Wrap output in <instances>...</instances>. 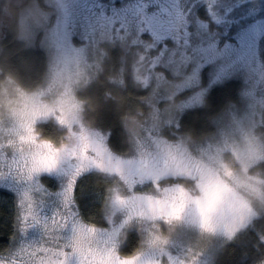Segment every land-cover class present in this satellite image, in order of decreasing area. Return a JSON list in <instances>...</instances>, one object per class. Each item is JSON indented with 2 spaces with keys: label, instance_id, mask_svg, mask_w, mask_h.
<instances>
[{
  "label": "rangeland",
  "instance_id": "1",
  "mask_svg": "<svg viewBox=\"0 0 264 264\" xmlns=\"http://www.w3.org/2000/svg\"><path fill=\"white\" fill-rule=\"evenodd\" d=\"M139 3L140 0H32L19 12L18 37L27 47L44 53L46 72L42 83L33 90L16 86V99L9 101L10 107L0 103V157L7 153L12 159H6L5 163L14 160L13 167L19 166L27 172L35 149L24 145V151H20L19 137L24 134L21 125L33 118L34 110L44 105L54 107L59 99L66 98L69 86L70 96L83 107L77 93L96 79L107 46L118 45L126 54L121 59L117 83L121 91L124 90L121 87L124 82L130 91H136V94L131 93L139 105L134 113L120 118L125 146L116 149L109 141L110 131L94 119L84 117L82 107L79 112L73 111L70 101L62 108L66 124L61 125L49 115L36 118L33 127L36 132L38 122L52 120L59 129L65 130L62 140L52 143L56 148H67L69 153L75 149L77 155L63 159L61 174H33L30 181L19 186L22 190L32 191L36 202H43L46 214H51L59 207L55 192L61 185L69 181L77 183L78 179L89 174L102 176L110 182L103 198L104 226L88 223L83 219L78 203L74 205L78 208L77 221L94 229L88 235L97 238L101 248H115L124 257L120 250L126 244L127 236L133 234L138 238V248L130 255L142 254L140 264H160L159 257L165 249L169 250L168 264H215L222 247L236 241L241 232L264 213V159L245 168L231 150L223 152V159L231 166L235 179L225 177L232 192L213 214L210 231L200 228L193 205L186 209L183 220L167 224L153 217L148 203L149 198L163 199L176 194L174 191L165 192L166 188L183 189L191 197H198L201 173L208 166L216 167L211 158L225 143L235 144L244 150L248 147L246 134L249 139L255 137L254 143L264 146V35H254L261 30L264 7L260 4L251 8L248 5L240 7L230 13L227 24L217 27L209 21L208 32L198 27L199 21L209 20L207 8L202 4L188 7L192 13L189 23L196 37H215L219 41L218 47L231 44L238 49L240 37L249 36L256 43L255 57L250 62L240 61L233 52L230 57H217L210 63L206 59L203 63L200 59H193L183 65L179 64V56L177 62L171 63L166 57L161 68L151 73L145 87L147 57L153 53L132 44L137 39L134 24L145 20L143 11L136 13ZM188 4L189 0H182L179 7L184 8ZM166 6L169 9L175 7L171 4ZM148 11L151 13L152 9ZM134 15L138 19H134ZM106 17H114L116 23H110ZM148 18L151 19L150 16ZM168 19L173 32L179 34L183 31L184 21L176 11H171ZM144 42L151 44L152 40L144 38ZM79 49L83 52L76 51ZM221 68L227 73L226 81L239 83L238 101L215 117L214 129L206 137L194 140L176 133L181 105L204 93L201 103L192 100L191 109L201 107L207 89L216 84ZM51 69L63 75L53 81ZM66 69L81 73L78 83L75 77L69 81ZM39 93L43 95H39L37 104L33 106L28 98ZM56 114L60 115L61 110L58 109ZM81 137H86L91 145L87 160L79 155ZM9 143L13 146L8 147ZM162 172L166 174L160 175ZM146 174L152 175L153 179L142 180ZM162 176L168 178L162 181ZM5 177L0 191L10 194L14 200L16 225L10 245L2 255L14 249L21 240V222L16 207L17 186L7 179L6 173ZM157 177L159 187L156 186ZM182 178L188 182L184 183ZM37 186L45 191L36 192ZM230 233L231 239L228 238ZM157 236L168 242H153Z\"/></svg>",
  "mask_w": 264,
  "mask_h": 264
},
{
  "label": "snow or ice",
  "instance_id": "2",
  "mask_svg": "<svg viewBox=\"0 0 264 264\" xmlns=\"http://www.w3.org/2000/svg\"><path fill=\"white\" fill-rule=\"evenodd\" d=\"M182 0H140L136 13L141 11L145 14V20L136 22L133 30L137 34V39L132 41L134 46L142 47L146 52L153 53L147 57V65L145 67L146 77L143 80L147 87L151 73L160 69L162 62L167 57L169 62H177V56L180 57L179 64L183 65L189 60L200 59L201 63L206 59L209 63L215 61L217 57L227 58L236 52V58L240 61H251L256 55L255 40L249 36L242 35L239 41V48H233L231 44H224L222 48L218 47L219 41L215 37L198 38L193 34L192 26L189 23V17L192 15L188 11V7L196 4L204 5L209 12L208 21H199L198 27L205 32L210 31L209 21L217 27L221 24H227V17L232 11L240 7L248 5L250 8L255 4L264 7V0H189L188 6L180 8ZM171 4L175 7L169 9L166 5ZM165 5L164 7H161ZM149 8L152 9L149 13ZM171 11H176L178 17L184 21L183 31L179 34L172 31L169 26L168 16ZM115 14V13H113ZM126 15V14H125ZM151 17L149 19L148 17ZM138 19L137 15L133 16ZM110 23L115 24L114 17H106ZM262 27L259 32H255V36L264 35V20L261 21ZM144 38H150L151 44L144 42ZM83 52V49L76 50ZM203 58V59H201ZM53 73V81L63 75L56 69H51ZM68 79L71 81L75 77L76 82L80 80L81 73L79 71L73 73L66 69ZM227 73L223 68L220 69V75L216 78V84L207 89V101L211 109L216 108L215 96L218 93H226L230 89V84L226 82ZM140 77L137 76V80ZM225 81L220 83V81ZM87 82V81H85ZM70 86L66 88V98H61L56 102V106H42L39 110L32 112V119L23 123L21 127L24 134L19 137L23 152L24 145L33 146L35 151L32 154L31 167L27 172L22 171L19 166L13 167L15 163H5L6 159H12L7 153L0 157V184L7 179L17 186V203L18 217L21 222L19 235L21 237L18 245L9 251L6 255L0 254V264H140L142 254L137 253L129 256L121 257L119 252L113 248L109 250L107 247L101 248L96 242L95 237H89L88 233L94 231L87 225L80 224L76 216L78 208H75L76 182L69 181L66 185H61L59 190L55 192V196L59 199V207L53 209L51 214H46L43 202H36L35 195L27 189L22 190L19 185L26 184L32 179L33 174L39 176L43 173L51 175L52 173L61 174L63 169L60 167L61 162L67 156H76L77 151L73 149L71 153L67 148L59 149L50 140L40 139L36 134L33 124L36 118H47L49 115L64 125L67 123L63 116L62 108L71 101V108L75 112L81 110V105L74 102L70 96ZM39 95L43 93L33 94L29 97V102L35 106ZM204 93L198 94L192 98L195 103H201ZM192 100L182 104L180 107L181 117L176 122L177 128L180 127L181 121L189 122L190 118L202 115L203 108H195L192 111ZM61 110V114L57 115V110ZM255 137L251 139L245 134V142L248 147L240 150L235 144L225 145L217 148L216 155L211 159L216 167L208 166L200 176L198 197H191L183 189H165V192L174 191L172 197L165 196L163 199L149 198L148 207L153 213V217L161 219L167 224L181 221L189 205H193V211L199 218V226L204 231L211 230V220L213 214L219 206L225 201L228 194L232 192V188L227 183L225 177L235 179L231 166L223 159V152L231 150L236 159L245 165V168L251 167L257 161L264 159V146L259 142H255ZM11 143L8 147H12ZM91 145L87 142L86 137H81V145L79 155L82 159L87 160ZM94 151V149H93ZM16 173L17 175H13ZM166 174L165 172L160 175ZM27 176V180L21 177ZM143 179H153L152 175L146 174ZM157 187L158 177H157ZM36 192L45 191L41 186H37ZM229 239L232 234H229ZM160 241L167 243V240L161 241L159 236L154 238L153 242ZM264 243V238H261Z\"/></svg>",
  "mask_w": 264,
  "mask_h": 264
},
{
  "label": "trees",
  "instance_id": "3",
  "mask_svg": "<svg viewBox=\"0 0 264 264\" xmlns=\"http://www.w3.org/2000/svg\"><path fill=\"white\" fill-rule=\"evenodd\" d=\"M31 1L0 0V78L10 77L23 90H33L39 86L46 72L44 53L37 48L27 47L18 37L19 12ZM125 54L118 45H108L96 79L86 89L77 93L83 104L84 117L94 119L102 128L109 130V141L115 134V139L110 143L116 149L125 146L121 116L131 114L139 106L136 96L133 95L137 92L130 91L126 82L121 85L124 89L121 91L117 83L121 59ZM226 82L231 87L226 93H218L215 96L217 106L214 110L210 108L206 95L202 106L198 107L203 108L204 113L190 118L189 122L181 121L175 132L194 140L210 134L214 129L215 117L230 104L238 101L239 83L235 80ZM41 130L48 137L47 140L53 143L57 144L62 140L59 132L61 129L54 123L42 124ZM36 133L40 137L37 130ZM75 186V200L83 219L88 223L104 226L103 198L110 182L102 176L89 174L78 179ZM14 207L11 195L0 191V254L7 250L14 234L16 225ZM261 238H264V213L241 232L236 241L222 247L215 264H264V243L261 242ZM137 243L138 238L135 235H128L120 253L129 256L138 248Z\"/></svg>",
  "mask_w": 264,
  "mask_h": 264
},
{
  "label": "clouds",
  "instance_id": "4",
  "mask_svg": "<svg viewBox=\"0 0 264 264\" xmlns=\"http://www.w3.org/2000/svg\"><path fill=\"white\" fill-rule=\"evenodd\" d=\"M16 86L17 85L15 84V82L10 77L9 78H0V103H2L6 108L10 107V103H9L10 100L16 99V92H15ZM48 123H53V122L51 120H48V121H44V122H38L36 124V130L39 132L41 139H47L48 138L43 134V132L41 130V125L42 124H48ZM64 131L65 130H59L60 135H63ZM114 139H115V134L112 137H110V142ZM237 167H238V165H237ZM168 254H169V250L165 249L159 257L160 264H168V261H167Z\"/></svg>",
  "mask_w": 264,
  "mask_h": 264
},
{
  "label": "flooded vegetation",
  "instance_id": "5",
  "mask_svg": "<svg viewBox=\"0 0 264 264\" xmlns=\"http://www.w3.org/2000/svg\"><path fill=\"white\" fill-rule=\"evenodd\" d=\"M160 178H163V179H161V180L163 181L164 179H167L168 177H166V176H162V177H160ZM38 180H39V179H38ZM40 180H41V177H40ZM181 181H183L184 183L188 182V180L185 179V178H182ZM160 182H161V181H160Z\"/></svg>",
  "mask_w": 264,
  "mask_h": 264
}]
</instances>
